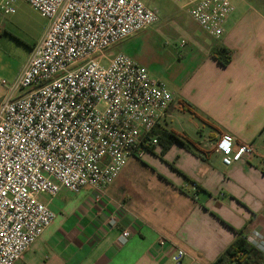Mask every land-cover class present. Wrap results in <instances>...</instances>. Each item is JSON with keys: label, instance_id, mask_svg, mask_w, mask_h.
<instances>
[{"label": "built area", "instance_id": "obj_1", "mask_svg": "<svg viewBox=\"0 0 264 264\" xmlns=\"http://www.w3.org/2000/svg\"><path fill=\"white\" fill-rule=\"evenodd\" d=\"M22 1L48 24L17 77L2 81L0 264H17L55 221L41 195L54 198L62 189L77 194L85 187L104 194L128 159L158 145L150 134L166 121L174 100L167 85L130 56H108L111 47L159 22L158 11L144 0ZM173 1L221 40L237 0ZM16 2L0 0V10L14 14ZM211 146L226 167L256 153L228 133ZM118 224L112 215L108 225ZM131 236V225L124 226L117 246H126ZM246 238L264 251L262 237ZM153 250L172 264H184L187 255L164 237Z\"/></svg>", "mask_w": 264, "mask_h": 264}, {"label": "crops", "instance_id": "obj_2", "mask_svg": "<svg viewBox=\"0 0 264 264\" xmlns=\"http://www.w3.org/2000/svg\"><path fill=\"white\" fill-rule=\"evenodd\" d=\"M144 2L159 15V8L171 17L175 13L169 0L159 6ZM235 3L221 40L178 9L199 29L174 46L180 59L169 87L174 100L160 127L175 132L188 147L174 144L162 153L157 146L130 158L102 195L91 187L77 194L62 189L54 198L41 195L56 219L17 264H172L153 252L159 237L186 252L184 264H213L239 233L264 241V11L249 0ZM35 44L16 66L0 51V102L7 92L2 81L17 77ZM220 47L232 54L228 66L212 54ZM137 56L134 61L155 78ZM186 111L198 121L196 135L179 124ZM224 133L252 144L255 156L224 166L211 146ZM112 215L119 220L116 228L108 225ZM126 225L132 236L119 248L116 240Z\"/></svg>", "mask_w": 264, "mask_h": 264}, {"label": "rangeland", "instance_id": "obj_3", "mask_svg": "<svg viewBox=\"0 0 264 264\" xmlns=\"http://www.w3.org/2000/svg\"><path fill=\"white\" fill-rule=\"evenodd\" d=\"M153 1L155 4L157 2L159 6L160 3L167 0ZM169 1L171 4L173 3L172 12H175L172 17L159 8L160 20L157 24L142 31L138 37H130L124 42L121 41L120 45L111 47L108 56H112L117 51L121 52V49L125 47L128 48L130 53L126 52V54L132 59L133 55H139L140 57L137 56V58L150 68L156 80L164 82L170 90L173 87L170 86L172 85L171 78L177 74L180 65V59L177 58L174 46L179 43L181 38H186L187 33L194 32L199 28L194 22L188 20L189 18L185 13L178 12V9L181 11V8L185 10L182 5L173 2V0ZM249 1L264 11V0ZM47 24L46 18L22 0H17L14 14L6 15L0 10V25L4 26V31L0 34L1 55L8 60L11 66L24 62L28 57L29 48L41 38ZM145 35H148L147 37L151 35L154 37L155 35L156 38H147ZM105 63H107L106 60ZM141 66L145 67L144 65ZM183 114V120H180L179 124L196 135L194 126L197 125V119L187 111Z\"/></svg>", "mask_w": 264, "mask_h": 264}, {"label": "trees", "instance_id": "obj_4", "mask_svg": "<svg viewBox=\"0 0 264 264\" xmlns=\"http://www.w3.org/2000/svg\"><path fill=\"white\" fill-rule=\"evenodd\" d=\"M212 54L223 66H228L232 60V54L226 48L215 49ZM150 136L158 138L157 146L162 147V153L174 144L188 147L175 132L165 128L157 127ZM154 148L151 147L149 150ZM213 264H264V252L250 243L246 236L239 233L233 243Z\"/></svg>", "mask_w": 264, "mask_h": 264}]
</instances>
